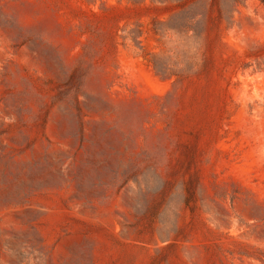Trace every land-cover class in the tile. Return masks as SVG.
Returning a JSON list of instances; mask_svg holds the SVG:
<instances>
[{"label": "rangeland", "instance_id": "1", "mask_svg": "<svg viewBox=\"0 0 264 264\" xmlns=\"http://www.w3.org/2000/svg\"><path fill=\"white\" fill-rule=\"evenodd\" d=\"M0 264H264V0H0Z\"/></svg>", "mask_w": 264, "mask_h": 264}, {"label": "trees", "instance_id": "2", "mask_svg": "<svg viewBox=\"0 0 264 264\" xmlns=\"http://www.w3.org/2000/svg\"><path fill=\"white\" fill-rule=\"evenodd\" d=\"M185 190L187 191V193L189 195H192L193 194V190H192V187H190V183H187V185L185 187Z\"/></svg>", "mask_w": 264, "mask_h": 264}]
</instances>
